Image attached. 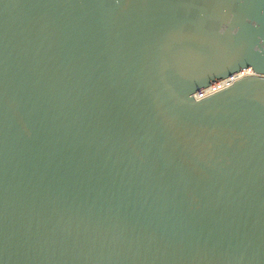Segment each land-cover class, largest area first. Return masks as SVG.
Listing matches in <instances>:
<instances>
[{"label": "water", "instance_id": "obj_1", "mask_svg": "<svg viewBox=\"0 0 264 264\" xmlns=\"http://www.w3.org/2000/svg\"><path fill=\"white\" fill-rule=\"evenodd\" d=\"M0 264H264V0H0Z\"/></svg>", "mask_w": 264, "mask_h": 264}, {"label": "built area", "instance_id": "obj_2", "mask_svg": "<svg viewBox=\"0 0 264 264\" xmlns=\"http://www.w3.org/2000/svg\"><path fill=\"white\" fill-rule=\"evenodd\" d=\"M250 74H251V72L248 70V71H243L241 73L233 75L229 78L223 79L220 82L214 84L213 86L207 88V89H210L209 93H207L206 95L201 94L203 91L207 90V89H205L202 92H200L198 97H196V98L201 99L202 97H206L212 93H215V92L220 91L224 88H227V87L231 86L235 81L239 80L240 78H242L244 76L250 75Z\"/></svg>", "mask_w": 264, "mask_h": 264}, {"label": "bare ground", "instance_id": "obj_3", "mask_svg": "<svg viewBox=\"0 0 264 264\" xmlns=\"http://www.w3.org/2000/svg\"><path fill=\"white\" fill-rule=\"evenodd\" d=\"M209 92H210V89H207V90L203 91L201 94L206 95Z\"/></svg>", "mask_w": 264, "mask_h": 264}]
</instances>
